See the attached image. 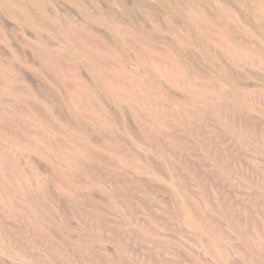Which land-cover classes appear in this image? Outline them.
Returning <instances> with one entry per match:
<instances>
[{"label": "rangeland", "instance_id": "rangeland-1", "mask_svg": "<svg viewBox=\"0 0 264 264\" xmlns=\"http://www.w3.org/2000/svg\"><path fill=\"white\" fill-rule=\"evenodd\" d=\"M0 264H264V0H0Z\"/></svg>", "mask_w": 264, "mask_h": 264}]
</instances>
